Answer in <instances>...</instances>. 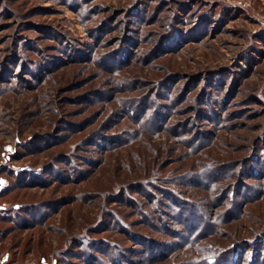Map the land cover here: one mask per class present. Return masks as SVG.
Listing matches in <instances>:
<instances>
[{
	"label": "rangeland",
	"instance_id": "obj_1",
	"mask_svg": "<svg viewBox=\"0 0 264 264\" xmlns=\"http://www.w3.org/2000/svg\"><path fill=\"white\" fill-rule=\"evenodd\" d=\"M0 264H264V0H0Z\"/></svg>",
	"mask_w": 264,
	"mask_h": 264
}]
</instances>
